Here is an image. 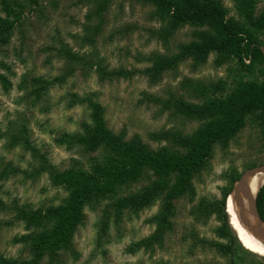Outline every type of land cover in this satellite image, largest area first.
<instances>
[{"label":"rangeland","instance_id":"obj_1","mask_svg":"<svg viewBox=\"0 0 264 264\" xmlns=\"http://www.w3.org/2000/svg\"><path fill=\"white\" fill-rule=\"evenodd\" d=\"M13 1L20 3V22L7 44L0 46V76L8 83L4 86L0 82V256L6 259H30L28 244L17 238L29 234L32 228L26 229L24 221L16 218V210H44L61 205L67 198L68 191L54 185L50 173L68 169L74 162L88 171L93 161L101 158L100 152L86 153L79 146L58 142L79 134L82 123H90L86 103L75 100L97 102L107 129L115 134L123 132L125 140L135 135L149 149L156 150L169 144L154 140L152 134L161 130L191 134L202 121L171 115L172 110H161L148 102L147 96L167 99L171 94L199 104L192 83L207 85L220 81L228 93L236 81L262 80V65H255L248 73L230 57L216 66L215 54L210 53L196 67L191 59L179 62L174 69L163 71L154 84L139 73L127 79L100 81L93 67H80L63 83L49 86L39 99L33 100L29 96V81L35 77L50 81L64 66V61L50 51L57 48L58 41L88 60L100 62L108 71H132L147 67L144 60L151 53H176L177 44L192 40L191 34L197 28L182 27L162 43L149 34L160 27V22L151 18L149 4L108 0L101 13L100 33L89 46L82 41L81 31L84 14L91 7L88 0H36L34 4L29 0ZM219 1L227 18L243 22L232 0ZM262 11L264 0H255L253 17ZM0 18H4L1 11ZM248 30L262 45L264 31L255 32L250 27ZM185 80L191 84L184 85ZM251 163L264 164V142L255 123L246 121L226 148L214 147L206 168L190 179L191 190L173 201V215L169 218L172 227L159 246L127 251L153 232L150 220L159 212L163 195L135 215L124 210L118 222L112 216V199L105 198L83 207V219L71 235L70 248L58 251L53 262L44 257L40 264H264V259L247 246L228 208V228L257 259H249L239 250H232V255L226 249L208 245H229L228 238L219 234V215L206 212L218 206L230 190V175L240 174ZM149 180L150 173L144 172L138 182L120 188L115 197L137 192ZM169 180L172 183L173 176ZM103 215H107L108 225L102 233L99 226Z\"/></svg>","mask_w":264,"mask_h":264},{"label":"trees","instance_id":"obj_2","mask_svg":"<svg viewBox=\"0 0 264 264\" xmlns=\"http://www.w3.org/2000/svg\"><path fill=\"white\" fill-rule=\"evenodd\" d=\"M36 0H29L34 4ZM90 9L84 14L81 25L82 41L93 45L94 38L100 33L102 11L108 0H88ZM152 7L151 18L160 22V27L149 31L152 37L165 43L174 32L182 27L190 26L193 39L187 43L177 44V52L168 56L151 53L144 61L148 66L142 70L126 71L123 69L106 70L100 62L73 52L71 48L58 41L57 48H50L55 57L64 61L61 73L50 81L35 77L29 81V96L39 99L53 84H61L75 69L87 66L94 68L100 81L127 79L135 73L144 75L150 84H154L165 70H171L186 59H191L193 67L203 64L210 53L215 54L214 64L221 65L228 58H234L237 65L250 73L255 65H262V80L236 81L228 93L224 92L222 83H192L199 104L185 102L180 97L168 95L167 99L147 96L146 100L161 110H172L171 115L186 120H199L202 123L191 133L181 134L177 131L161 130L151 135L154 140L166 142L169 146H161L156 150L149 149L137 136L124 139L123 132L117 134L106 128L102 117L101 106L89 99L75 100L86 103L89 109L90 123L81 124V132L66 136L58 142L65 145H76L86 153L100 152L101 158L94 160L88 171L76 166L60 172H51L54 185H61L67 191V198L61 205L34 211L16 210V218L24 221L25 228L31 232L17 238L28 244L30 259L17 262L0 256V264H40L44 257L50 262L57 258V252L70 248V239L74 229L83 219L82 209L85 205L99 199L111 198L112 216L118 222L124 210L136 214L148 206L156 197L163 195L159 212L151 218L153 232L132 244L127 251L148 250L160 245L166 232L171 230L169 218L173 215V201L191 190L190 179L206 168L215 146L226 148L228 142L245 125L246 121L255 123L264 142V58L260 52L261 44L251 35L252 31H264V11L253 17L255 0H232L243 22L227 18L226 10L219 0H138ZM0 46L6 45L14 27L20 22L22 15L20 3L13 0H0ZM95 20V23L92 21ZM204 28V29H202ZM249 60L248 64L243 59ZM4 86L8 83L0 76ZM191 84L185 80L184 85ZM26 147V146H25ZM254 163L245 166L253 168ZM144 172L150 173L148 183L137 192L122 197H115L122 187L138 182ZM240 174L232 173L229 182L232 184ZM170 176L173 181L170 183ZM224 196V195H223ZM1 205V204H0ZM223 197L218 206L208 211L216 213L222 221L219 234L228 238L225 247L217 243H208L211 247L226 249L233 255L239 250L249 259H257L256 255L247 252L234 237L225 222L222 211ZM202 207V204H199ZM198 207V208H199ZM256 210L264 221V183L256 193ZM100 222V232L108 225L107 215ZM206 243V242H203Z\"/></svg>","mask_w":264,"mask_h":264},{"label":"water","instance_id":"obj_3","mask_svg":"<svg viewBox=\"0 0 264 264\" xmlns=\"http://www.w3.org/2000/svg\"><path fill=\"white\" fill-rule=\"evenodd\" d=\"M259 49L264 58V39ZM255 174H264V164L247 168L240 173L239 177L232 183L230 190L225 194L222 211L227 223L226 202L231 197L235 204L238 218L247 223L251 231H254L259 237L264 239V221L256 210V194H250L248 189L249 180Z\"/></svg>","mask_w":264,"mask_h":264},{"label":"bare ground","instance_id":"obj_4","mask_svg":"<svg viewBox=\"0 0 264 264\" xmlns=\"http://www.w3.org/2000/svg\"><path fill=\"white\" fill-rule=\"evenodd\" d=\"M263 183H264V174H255L252 178H250L248 185L250 194L252 195L256 194V192L259 190V188L262 186ZM226 208H228L232 220L235 221L241 234L245 238L247 246L250 248L252 252L258 253V256L264 259V239L259 237L256 233H254V231H251L249 229L248 224L244 223L240 218H238L236 207L231 197L227 199ZM226 220L228 224V218ZM234 237L237 240L239 239L237 235Z\"/></svg>","mask_w":264,"mask_h":264},{"label":"built area","instance_id":"obj_5","mask_svg":"<svg viewBox=\"0 0 264 264\" xmlns=\"http://www.w3.org/2000/svg\"><path fill=\"white\" fill-rule=\"evenodd\" d=\"M243 62H244L245 64H248V63H249L248 58H247V59H243Z\"/></svg>","mask_w":264,"mask_h":264},{"label":"flooded vegetation","instance_id":"obj_6","mask_svg":"<svg viewBox=\"0 0 264 264\" xmlns=\"http://www.w3.org/2000/svg\"><path fill=\"white\" fill-rule=\"evenodd\" d=\"M237 226V225H236ZM238 227V226H237Z\"/></svg>","mask_w":264,"mask_h":264}]
</instances>
